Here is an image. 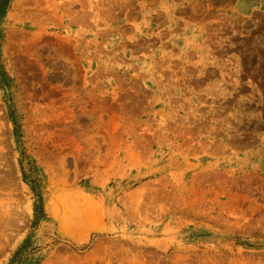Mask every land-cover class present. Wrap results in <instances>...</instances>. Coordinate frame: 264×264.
Here are the masks:
<instances>
[{"label":"rangeland","instance_id":"374dc122","mask_svg":"<svg viewBox=\"0 0 264 264\" xmlns=\"http://www.w3.org/2000/svg\"><path fill=\"white\" fill-rule=\"evenodd\" d=\"M240 1L10 0L0 264H264V12Z\"/></svg>","mask_w":264,"mask_h":264},{"label":"crops","instance_id":"0c3cea01","mask_svg":"<svg viewBox=\"0 0 264 264\" xmlns=\"http://www.w3.org/2000/svg\"><path fill=\"white\" fill-rule=\"evenodd\" d=\"M222 1V0H219ZM240 3H242V6H246V5H259L261 8L258 9L259 11H263L264 12V0H242L240 1ZM241 4H238V9L240 8ZM255 9H252L251 11L253 12ZM264 73V72H262Z\"/></svg>","mask_w":264,"mask_h":264},{"label":"trees","instance_id":"16d2710c","mask_svg":"<svg viewBox=\"0 0 264 264\" xmlns=\"http://www.w3.org/2000/svg\"><path fill=\"white\" fill-rule=\"evenodd\" d=\"M10 0H0V15H2L8 8Z\"/></svg>","mask_w":264,"mask_h":264}]
</instances>
